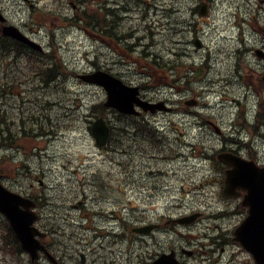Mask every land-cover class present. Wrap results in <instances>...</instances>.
I'll return each mask as SVG.
<instances>
[{"label": "rangeland", "instance_id": "obj_1", "mask_svg": "<svg viewBox=\"0 0 264 264\" xmlns=\"http://www.w3.org/2000/svg\"><path fill=\"white\" fill-rule=\"evenodd\" d=\"M86 1H88L87 9L94 5V0ZM143 1L152 5V9H147V23L149 27H145V24L141 21L140 13L145 10V7L141 4H138V9L130 8L124 15V21H122V25H124V27H122V32H132L138 37V43L144 40L140 43V46L136 48L135 53H130V49L133 48L132 46L129 47L128 50L129 54L138 56L140 59V66L136 68H139L141 74H139L138 78H134V82L145 83L147 84V88H169L167 67L157 68L150 65V61L154 55L164 61L172 60L176 62L178 66L177 72L179 73H182L185 67H192V70H196L200 65H207L210 69L206 80L198 85H192L198 92L200 91L199 88L207 87V79L217 81L218 78L225 77V75L232 73V64L235 65L238 63L239 65L241 64L240 67H242L244 58L250 61L252 66L256 64L257 60L250 56L251 52H247L249 48L247 46L250 45L247 43L251 42V37L257 35L258 32L254 30L255 25H253L251 21L248 28L244 25L242 31L233 26V22L237 21L239 18L238 14L245 18H247L248 15L254 18L257 8L253 9L255 6H253L252 0H249L251 3L248 4L244 2L239 4V6H229L234 10V15L236 16L234 19L231 12L225 9V6L216 8L218 5L229 2V0H215V9L212 11L208 20H205V23L201 22V19L191 11V8H193L195 4V0ZM237 1L239 2L240 0H230L231 3H236ZM249 4H251V6ZM63 13L70 15L72 10L70 7H67L62 14ZM47 14L48 24L42 29V35L45 34L44 31L46 34L52 33L54 35V43L58 46L56 52L70 74L62 79L63 86L57 87L58 89L47 90L43 98V111L45 117H48L51 123L48 124L46 122L47 128L43 138H40L38 133L33 131L29 134V142L24 144L25 151L28 152L31 150V153L35 156L26 161L23 159V155L17 150L0 151V157L5 156L4 162L2 163L7 181L5 183H13L12 186L10 185V188L16 192L19 191L20 188L27 189L29 184V180H22L23 177L20 181L22 186L19 185L20 182L15 184L11 181L13 179L10 168L16 162H19V160L25 163V168H27L25 175L27 177L32 176L34 184L37 182L42 170L47 173L48 180H62L65 182V180L71 179L73 176L76 177L75 173H66V170L70 166L69 164H65L68 160L73 161V170L78 167L80 168L78 171L80 175H84V173L89 175L91 172L94 174L95 169L105 170L108 166L105 164L107 157H105L104 153L96 150L92 137L89 134V124L94 118L88 117L89 108L99 105L100 103L102 104L105 100V95L101 89L88 87L76 78V75L82 74L83 71L89 69V56L87 52L89 49H93V44L87 40L85 35L82 34V31L75 25H70V23L64 20L57 21L56 17H58V13ZM55 23L56 25H54ZM127 26L132 28V30H128ZM189 26H191V28ZM25 30L31 32L30 29ZM133 30L138 31L135 32ZM192 30H197L199 37L206 45L207 49H204L202 53L194 52L192 45L188 43L192 38ZM46 40L48 39L43 37V41ZM253 45H258V43L254 42ZM237 50L239 51V56L238 59H235L234 52ZM187 51L188 55H186ZM207 51L209 54L208 60H206ZM232 53L234 56L230 57ZM133 61L138 62V59ZM124 62V66L126 67L131 61L124 60ZM125 67H123V65L116 66V72L124 78H131L126 74ZM242 68L244 71L248 70L246 66ZM146 74H150L149 79L142 76ZM249 77L252 76L249 75ZM208 90L209 92L206 90L203 91V97H206L210 104L209 106H212L217 100L213 93L219 91L220 88H209ZM159 92L160 93H156L158 95L157 98H164L170 101L173 100L174 102L181 98L179 96H173L172 92L167 89L160 90ZM146 93L151 95L155 94L152 89L148 90ZM25 95L28 94L25 93ZM187 96H189V94ZM46 102L50 103V107L46 106ZM179 107H181V105H179ZM208 107H204L203 109L200 108L198 112L202 115H208L210 112ZM163 118L164 121L169 119L167 123L171 120L174 122L168 125V130L170 131V138L173 141L175 149H180L181 155L173 162L153 159L150 165L145 164L143 170L151 168V165L154 164L156 171L164 170L167 176L163 175L158 177V175H156L154 179V181H156L154 192L151 190L150 185V188L147 187L143 192L138 193V200L132 201L131 199L130 205L135 208V213L142 210L147 213L151 212L149 207L145 205L151 204L150 202L154 203L151 210L155 208L160 212L163 208L169 206L168 215H173L184 209L188 210L189 208L204 209V203L207 202L208 197L200 193L203 190L184 191L181 189V186L183 184L191 185V182L198 181L202 175V168L196 160L198 149H193L189 146L199 145L200 142L204 140H208L207 143H209L212 138L208 139V137H204L205 135L203 134L199 136L200 131L196 126L194 118H190L188 114H183L182 111H180L178 115H173L172 117L171 115H164ZM177 127L182 129L183 134H185L184 137H182V142L186 144V147L180 148L179 143L173 140L180 134ZM111 144H113V142ZM111 148L114 147L111 145ZM45 154L51 155L52 157L48 158ZM63 155L69 156L64 157ZM114 156H116L117 159L124 160V164L129 166L130 160L128 156H119L117 154ZM142 161H145V159L141 156L132 157L133 165L136 167L139 166L140 163H144ZM63 165L64 168H59V171L55 172L57 167H63ZM157 182L159 183L158 186ZM72 189L76 190L75 193L65 197L60 193L56 194V192L53 193L52 191H49L48 194L55 198H67L65 202L70 204L72 201L71 197L77 196V189ZM211 191L216 193L217 189L213 188ZM148 198L153 199L150 201L147 200ZM178 206L185 208H179ZM150 214L152 215L153 213ZM234 223L235 220H224L223 222L220 221L219 226L232 227ZM52 224H54V222ZM206 224L209 223L206 222ZM201 228H206V226H201ZM210 228L213 229V226ZM66 239L65 242L62 240V244H65L66 247L65 255L62 257L64 260L62 258L60 259H62L63 263L75 264L76 259L74 257L70 258V256L77 245L69 242V238L66 237ZM59 246L60 244L55 246L58 252ZM61 247L62 246H60V249ZM78 247L87 249L90 246H86V243L82 241ZM239 256H241L240 251L233 254V258H239ZM11 258L12 257L0 252V262L15 261Z\"/></svg>", "mask_w": 264, "mask_h": 264}, {"label": "flooded vegetation", "instance_id": "obj_2", "mask_svg": "<svg viewBox=\"0 0 264 264\" xmlns=\"http://www.w3.org/2000/svg\"><path fill=\"white\" fill-rule=\"evenodd\" d=\"M261 1L262 0H258L260 4ZM58 2L62 3V0H0V12L5 16L7 24H16L21 28L27 25L24 22H20L19 24L12 20L11 13H43L50 11L52 9L50 8L51 6L54 8L56 7V5L49 4ZM211 2L212 0H207L208 6H212ZM24 19H27V17H24ZM258 64L260 72L264 75V62H259ZM247 89L250 95L249 100L245 105H242L245 99L244 93ZM241 90L242 93L241 96H239L238 111H235L229 117L220 116L217 120L204 119L202 122L201 128L204 130V133H209L213 136L215 132L218 133V146L211 143L210 147L207 149L210 150V153L206 154L204 159L210 170L220 172L221 174H224L227 166L221 162L219 163L217 160L215 161L212 157L213 154L217 156L219 153L231 152L246 161H252L259 166H264V77L257 80L253 79L250 82L249 88H241ZM214 124L219 127L220 131ZM236 134L243 136L242 141L247 142L241 143L236 138L231 140L232 135ZM227 135H229L230 139L226 138ZM243 195L244 192H241L238 198L228 199L221 197L222 202L220 208L222 209L215 215V218L221 220H235L234 226L221 227L217 225L219 229L216 230L215 236L209 237L208 246L203 250L204 245H197V250H190L189 256H185L181 251H177L174 245L165 246L164 243L171 228L170 226H165V223L161 225L154 221L155 233L153 232L150 237V248L152 249L149 250L148 253L141 252L140 255L137 256V258H139L138 264L156 263L163 254H168L171 251L175 252L179 264H256L253 256L233 241L236 226L248 214V209L241 206ZM90 229H92L95 238H100L97 240L100 245H98L97 248L91 247L88 252L78 251V258L73 256L76 259L75 264H121L120 258L123 256L124 249H122L121 246L116 247V245H111L110 240L112 236L114 235V237H116V235L112 233V228H101L97 223L92 221ZM120 235L127 238L123 233ZM45 240L46 247L51 251L52 244L49 243V241L53 240L52 234L48 235ZM142 246L143 245H139L137 247L140 248ZM179 250H181V248H179ZM239 251L241 252V256H239V258H233V254ZM56 254L58 257L57 252ZM80 254L84 255V261L82 263L79 259Z\"/></svg>", "mask_w": 264, "mask_h": 264}, {"label": "water", "instance_id": "obj_3", "mask_svg": "<svg viewBox=\"0 0 264 264\" xmlns=\"http://www.w3.org/2000/svg\"><path fill=\"white\" fill-rule=\"evenodd\" d=\"M204 15V13H201ZM4 35L10 36L19 41L25 39L13 28H6ZM102 79L101 73L88 76L85 81L104 85L108 98L106 106L114 107L119 111L132 112L131 104L134 101L136 89H126L120 83L109 79ZM126 96V97H124ZM146 106V105H145ZM92 134L99 145H103L107 138L108 131L104 123L99 120L92 126ZM233 170L227 173L224 193L227 196L236 197L239 195L237 189L246 191L242 205L249 208V214L237 227L235 241H238L249 251L257 264H264V168H258L253 163H238ZM34 204L28 200L15 195L0 185V213L8 220L11 229L15 233L23 251L29 254L33 262L38 257V251L43 250L41 243L34 237H43L32 224L37 220L36 214L30 209ZM190 220H182L189 222Z\"/></svg>", "mask_w": 264, "mask_h": 264}, {"label": "trees", "instance_id": "obj_4", "mask_svg": "<svg viewBox=\"0 0 264 264\" xmlns=\"http://www.w3.org/2000/svg\"><path fill=\"white\" fill-rule=\"evenodd\" d=\"M57 59L55 58H51L49 59L48 65H47V70L45 71L46 73V78H47V82H52L54 81V79L57 77L59 70L62 68L57 62ZM25 122V121H24ZM15 138L14 136L11 135L7 138V136L2 137V142L5 143V146L10 147V146H14L15 145ZM0 222L4 225V229H5V238H8V242L9 245L11 246V248L13 249V251L15 252L16 255H20L21 250L19 248L18 242L16 241L14 235L12 234L11 230L9 229L8 225L6 224V222L0 217Z\"/></svg>", "mask_w": 264, "mask_h": 264}]
</instances>
